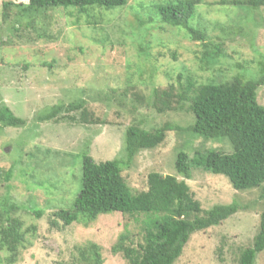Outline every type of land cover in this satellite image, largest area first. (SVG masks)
Instances as JSON below:
<instances>
[{"label":"rangeland","instance_id":"rangeland-1","mask_svg":"<svg viewBox=\"0 0 264 264\" xmlns=\"http://www.w3.org/2000/svg\"><path fill=\"white\" fill-rule=\"evenodd\" d=\"M154 1L129 0L126 7L89 11L88 15L59 9L43 18L42 12L35 17V25L25 27L28 20H20L16 10L11 9L5 20L3 4L29 0H0V97L27 121L22 128L0 132V167L13 170L10 182L0 176V206L11 199L22 207L14 217L21 219L27 232L16 264H71L74 248L87 242L100 246L103 264H128L112 248L126 232L133 242H140L141 216L136 221L120 213L101 215L89 228L76 224L62 231L50 226L55 211L74 209L84 155L97 163L125 162L128 128L140 121L143 127L147 119H151L148 130L166 119L183 129L189 126L188 111L158 114L150 110L146 100L150 78L160 91L170 84L180 88V75L183 84L188 76L200 83L211 78L226 82L236 74L255 76L258 62L264 60V8L249 12L227 4L233 0H204L192 22L206 33L205 44H223L227 58L214 68L202 67L204 43L167 26L159 30V25H153L147 36L150 55H144L140 44L145 41L134 12L140 3ZM93 88L127 94L120 102L125 107L90 100L87 122L80 120V112L73 115L75 123L62 118L58 123L38 122L37 117L53 106L83 99ZM141 97L144 102L136 107ZM258 101L264 106V88ZM206 150L233 152L228 138L205 140L188 132H170L160 147L139 152L124 168L123 177L134 193L148 190L151 173L184 180L176 169L178 153L187 152L193 158ZM42 157L49 158L42 162ZM185 181L204 210L233 202L241 210L222 224L193 234L175 264H241L242 253L253 247L259 231L264 191H237L225 176L202 168H194L192 179ZM36 212H42V217ZM0 254L6 258L3 251ZM255 264H264V253Z\"/></svg>","mask_w":264,"mask_h":264},{"label":"trees","instance_id":"trees-1","mask_svg":"<svg viewBox=\"0 0 264 264\" xmlns=\"http://www.w3.org/2000/svg\"><path fill=\"white\" fill-rule=\"evenodd\" d=\"M128 3L129 0H29L27 4L6 2L3 10L6 21L10 17L11 9L16 10L20 20H28L25 24L28 27L32 23L36 24L35 17H40L42 12L43 18L47 17L48 12L59 9H77L88 15L89 11L109 12L126 7ZM203 3L204 0H157L149 4L140 3L134 16L138 29L141 30L142 40L145 41L142 42L143 45L140 44L141 53L150 55L151 43L147 36L154 28L153 25H159V30H163V26L182 30L192 41L204 43L205 50L201 57L204 69L214 68L221 63L227 58L223 44H205L208 38L206 33L192 25L198 8ZM227 4L249 12L264 8V0H233ZM43 25L45 26L44 23ZM219 30L227 33L224 26H220ZM174 57L177 60L176 55ZM181 79L183 77L180 75V88L170 84L167 89L160 91L150 78L151 93L146 100L152 108L150 110L158 114L188 111L191 121L189 126L183 129L179 123L166 119L163 125L148 130L151 119H147L148 123L144 122L143 127L140 121L128 128L125 162L115 159L97 163L91 156L84 155L82 185L74 209L55 211L50 221L52 229L62 231L76 224L89 228L101 215L113 213L132 217L136 221H140L141 216L140 242H133L126 232L119 237L112 253L122 254L128 264H175L193 234L218 226L241 210L238 202L215 205L204 210L185 181L192 179L194 168L225 176L233 188L240 192L256 189L264 191V106L258 101L259 91L264 88V60L258 62L256 75L251 78L236 74L226 82L211 78L200 83L193 76H188L184 84ZM126 95L93 88L85 93V98L67 105L53 106L37 119L40 123H58L61 118L75 123L77 119L73 115L80 112V120L87 122L90 113L86 107L88 108L90 100L108 105L116 102L124 108L125 103L120 102L126 100L123 98ZM142 97L136 99V107L144 102ZM26 124L27 121L16 116L0 97V132L7 128H22ZM170 132H188L205 140L228 138L233 152L226 154L222 151L206 150L197 153L193 158L187 152H180L176 169L184 180L151 173L148 190L134 193L123 177L124 168L139 152L163 145ZM47 158L42 157L41 161ZM12 174V169L0 167V176L5 181L10 182ZM0 207V252L3 251L6 256L2 258L0 254V264H16L20 260L21 250L25 249L27 233L21 219L14 217L22 207L11 199ZM35 214L38 218L43 215L42 212ZM261 253H264V213L261 215L254 245L242 253L240 262L255 264ZM71 264H103L100 246L93 242L76 246Z\"/></svg>","mask_w":264,"mask_h":264}]
</instances>
